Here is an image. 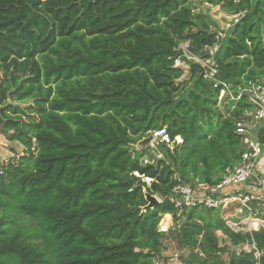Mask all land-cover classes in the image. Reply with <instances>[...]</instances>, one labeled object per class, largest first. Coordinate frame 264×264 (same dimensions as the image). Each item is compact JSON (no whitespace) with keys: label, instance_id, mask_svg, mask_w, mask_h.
Returning a JSON list of instances; mask_svg holds the SVG:
<instances>
[{"label":"trees","instance_id":"16d2710c","mask_svg":"<svg viewBox=\"0 0 264 264\" xmlns=\"http://www.w3.org/2000/svg\"><path fill=\"white\" fill-rule=\"evenodd\" d=\"M195 2L239 12L215 83L177 53L217 43ZM263 82L264 0H0V135L23 148L0 161V264H155L159 222L179 221L167 196L238 164L241 91ZM161 128L183 143L142 165L149 148L133 147ZM217 211L193 208L172 233L188 262L264 264L263 228L235 232ZM244 245L259 260L230 249Z\"/></svg>","mask_w":264,"mask_h":264},{"label":"built area","instance_id":"2783aa9c","mask_svg":"<svg viewBox=\"0 0 264 264\" xmlns=\"http://www.w3.org/2000/svg\"><path fill=\"white\" fill-rule=\"evenodd\" d=\"M234 17V24H236L238 22V16ZM182 45L185 46V48H189L187 44ZM199 52L207 56V58L201 60L193 57L194 63L199 67L200 76L205 80L215 83L217 76V58L215 57L218 53L217 44L211 47H204ZM188 56L189 55H186L187 58ZM216 85L217 84H214V87H216ZM242 94L246 97L248 104H250L251 110L245 112L244 120L236 124V134L239 136L240 143L244 147V152L238 164L233 168H227L221 180L215 185L181 183L174 187L172 192L167 196V200L175 208L178 218L183 217L185 213L193 208L222 211L231 204H238L245 208L248 216L243 220L245 225H248L250 221H254L258 214H264V177H255L254 173L257 168V160L264 150V84L258 83L249 89H244L241 91V95ZM224 95L225 90H222L219 95L220 98L218 99H221ZM256 130L262 134L260 140L254 138ZM149 137L152 139L146 146L148 148L153 146L154 143H157L172 150L174 146H179L183 143V140L179 136L173 139L170 138L166 128L154 131ZM140 161L142 165L153 164V162H149L146 157H143ZM133 175L140 179L141 183L145 185H149L152 182V179L142 177L138 172H134ZM254 177L255 181L252 182ZM237 186H246V189L231 195L225 193L227 189ZM160 222L161 224L159 223L158 225V232L167 233L168 230L164 227L163 218ZM234 227H236V225ZM255 230L254 228V231ZM249 250L253 252L256 260H259L261 252H259L254 245H251ZM155 264L190 263L186 256L174 249L170 252V255L162 259L160 258Z\"/></svg>","mask_w":264,"mask_h":264},{"label":"rangeland","instance_id":"374dc122","mask_svg":"<svg viewBox=\"0 0 264 264\" xmlns=\"http://www.w3.org/2000/svg\"><path fill=\"white\" fill-rule=\"evenodd\" d=\"M194 5H195V12L196 13L207 14L215 22V31L218 35L216 44L218 46V52H219V50L225 44V42H226V40L230 34V30L233 27L232 25H234V18L235 17L232 16L231 14H227V13L223 12L219 6L200 4L198 2H195ZM181 46H180L181 48L180 47L178 48L177 53H179L181 57H185L189 62L194 63L193 57L199 58L200 60L207 58L206 54H204V53H201V52H195L194 53V52L190 51L189 48H185V46H183V45H181ZM186 55H189L188 58L186 57ZM194 64H196V63H194ZM176 67H180L184 71L183 76L181 77L180 81L188 79V77L190 75L189 67L183 63H180L179 61H177ZM224 97H225V95L222 96L221 99H218L219 100L218 101L219 102V104H218L219 108L222 110H224L223 109ZM224 114H226L225 111H224ZM133 148L136 151L141 149L137 145L134 146ZM166 148H168V147H166ZM166 148L160 147V144L154 143V145L149 148V152H148L149 155L145 156V157L149 162H155L156 160L160 159L164 155ZM22 151H23V148L20 145H18L15 142H9L0 135V161L1 162L2 161L7 162L10 159H13L15 156L21 155ZM155 197H157L158 199L160 198L159 196H155ZM217 212H219L220 216H223V211L219 210ZM238 215H239L238 218L233 217V220L229 223L236 225L238 227V229H241L244 232L254 231L253 227L249 228V226L245 225L244 222L243 223L239 222L240 220L245 219L244 214L239 213ZM182 219H185V217L184 216L180 217L179 221L177 223L173 222V220H172V227L168 230L167 233H163V235H164L163 244L165 243V245L167 246L166 247L167 250L170 251V250L176 249V251H179L180 253H182L184 256H186L188 258L189 254H190L189 250L187 248L183 247L182 245H180L178 243L176 237L172 234L175 231V229L178 227V225ZM159 223L161 224V222H159ZM228 226L230 227V224H228ZM259 229H261V227L258 228V230ZM217 235L219 236L220 247H224V245L227 244V243H224L225 237L222 235L221 232H217ZM230 249L236 250V251L249 252V245H244V246H241L238 248L230 247ZM224 258H225V256H224Z\"/></svg>","mask_w":264,"mask_h":264},{"label":"crops","instance_id":"0c3cea01","mask_svg":"<svg viewBox=\"0 0 264 264\" xmlns=\"http://www.w3.org/2000/svg\"><path fill=\"white\" fill-rule=\"evenodd\" d=\"M231 15L234 16L233 14H231ZM237 16L239 17V15H237ZM261 84H264V82ZM254 138L260 140L262 138L261 132L256 130L255 134H254ZM254 173H255V177H261V178L264 177V150H263L261 156L257 160V168H256ZM255 177L253 178L252 182L255 181ZM244 189H246V186H244V187L243 186H237V187L227 189L225 191V193L231 195L235 192H241ZM158 201L160 202L161 199L159 198ZM222 211H223V216H221V217L224 220H228L229 222H231L233 220V217L238 218L239 213L244 214V218L247 217V212H246L245 208H243L242 206H240L238 204L228 205L227 208L225 210H222ZM239 222L243 223V220H240ZM251 222H252L251 224H252L253 228H256L258 226V228L263 227V229H264V214H261V215L258 214L256 216V219L254 221H251ZM163 224H164L165 229H167V230H169L172 227V218L170 215H165L163 217ZM230 224H232V223H230ZM231 226H235V225H233V224L230 225V228H231ZM235 228L238 231H243L241 229H238L237 226ZM238 231H235V232H238ZM247 232H251V231H247ZM163 246L164 247H163V252L161 254V259L170 255V252L173 251V250H170V251L167 250V248H166L167 246L165 245V243L163 244ZM249 252H250V250H249Z\"/></svg>","mask_w":264,"mask_h":264},{"label":"water","instance_id":"95a60500","mask_svg":"<svg viewBox=\"0 0 264 264\" xmlns=\"http://www.w3.org/2000/svg\"><path fill=\"white\" fill-rule=\"evenodd\" d=\"M233 15L237 16V15H239V12L235 11L233 13ZM151 139H152L151 137L145 138L141 142H139L137 144V146L139 148L146 147L149 144V142L151 141ZM145 198L147 201V206H146L147 209L153 208V206H155L156 204L159 203V201L157 200V198L155 196L146 195ZM184 222H185V219H182L178 225V228H180ZM231 229L234 231H238L234 226H232ZM257 230H258V228L255 231H257Z\"/></svg>","mask_w":264,"mask_h":264},{"label":"bare ground","instance_id":"6f19581e","mask_svg":"<svg viewBox=\"0 0 264 264\" xmlns=\"http://www.w3.org/2000/svg\"><path fill=\"white\" fill-rule=\"evenodd\" d=\"M251 223H252L251 221L248 223L249 228L253 227Z\"/></svg>","mask_w":264,"mask_h":264}]
</instances>
